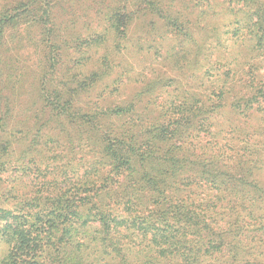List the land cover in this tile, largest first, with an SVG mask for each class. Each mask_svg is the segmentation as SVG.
Returning <instances> with one entry per match:
<instances>
[{
  "label": "trees",
  "instance_id": "16d2710c",
  "mask_svg": "<svg viewBox=\"0 0 264 264\" xmlns=\"http://www.w3.org/2000/svg\"><path fill=\"white\" fill-rule=\"evenodd\" d=\"M8 41L0 264H264V0H0Z\"/></svg>",
  "mask_w": 264,
  "mask_h": 264
},
{
  "label": "rangeland",
  "instance_id": "374dc122",
  "mask_svg": "<svg viewBox=\"0 0 264 264\" xmlns=\"http://www.w3.org/2000/svg\"><path fill=\"white\" fill-rule=\"evenodd\" d=\"M14 42H11V41H8L5 46L0 49V87L4 86L5 87V83H4V80H7L5 79V72L8 71L6 70L9 69L10 70V73L14 74V75H17V74H20V73H24V70L21 69V66L24 64L26 65L27 62L25 61V57L21 58L22 56L19 55L18 53L15 54L13 48L12 49H6V48H11L13 46ZM29 50V49H28ZM22 53V51H21ZM8 59L6 58V56H8ZM14 56V58H13ZM5 61L7 63V67L5 66L4 62ZM10 62V66L8 65V63ZM260 71L264 74V67H261L260 68ZM4 79V80H3ZM15 78H9V81H6V84L8 86V88H10L11 86H13L14 82H15ZM7 90L4 91V93H6ZM227 116L226 115H221V117H219V122L222 123L223 120H226ZM241 121H242V118H241ZM241 123V122H240ZM16 173L13 171H11V168L4 171L2 173V176L3 178L8 176L5 181L7 183H10L11 180L16 176L15 175ZM26 178L28 179V176H26ZM25 179V178H23ZM2 191L0 190V195H1Z\"/></svg>",
  "mask_w": 264,
  "mask_h": 264
}]
</instances>
